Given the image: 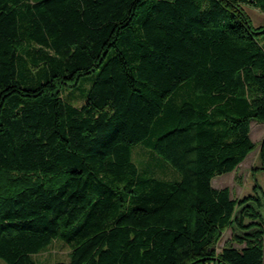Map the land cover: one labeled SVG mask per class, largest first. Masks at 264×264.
<instances>
[{
    "label": "trees",
    "instance_id": "trees-1",
    "mask_svg": "<svg viewBox=\"0 0 264 264\" xmlns=\"http://www.w3.org/2000/svg\"><path fill=\"white\" fill-rule=\"evenodd\" d=\"M244 6L264 13V0H0L6 264H41L56 239L69 251L54 264H264V190L212 185L264 122V24ZM138 143L179 177L140 171ZM259 152L264 169V137Z\"/></svg>",
    "mask_w": 264,
    "mask_h": 264
},
{
    "label": "rangeland",
    "instance_id": "rangeland-1",
    "mask_svg": "<svg viewBox=\"0 0 264 264\" xmlns=\"http://www.w3.org/2000/svg\"><path fill=\"white\" fill-rule=\"evenodd\" d=\"M244 10L248 14L251 22L254 26L264 24V13L251 6H244ZM260 43L264 46V34L258 37ZM90 76H85L81 79L80 84L74 89L71 94L74 96V100H71L75 105H80L82 99L78 97L82 88H87L90 84ZM72 89V88H71ZM69 90L64 91V96H70ZM250 137L257 144L256 148L251 150L247 156L240 163L239 169L230 171L223 174H218L212 179V185L214 187L227 186L231 190L233 197H241L251 193L254 184L258 183L264 190V169L259 168L262 165L260 157V144L264 137V122L252 121L250 123ZM151 151L138 143L132 148V158L138 165L139 170L143 171L148 169L156 176L165 177L166 179H176L179 177V173L163 158L157 154L149 156ZM230 234V230L224 231L221 241H224ZM69 248L63 244L62 241L54 240L50 247L35 255V259L41 264H54L56 261L68 260ZM0 264H6L3 259L0 258Z\"/></svg>",
    "mask_w": 264,
    "mask_h": 264
},
{
    "label": "crops",
    "instance_id": "crops-1",
    "mask_svg": "<svg viewBox=\"0 0 264 264\" xmlns=\"http://www.w3.org/2000/svg\"><path fill=\"white\" fill-rule=\"evenodd\" d=\"M239 167H240V164L237 166V168H236V169L238 170V169H239ZM234 171H235V170H234Z\"/></svg>",
    "mask_w": 264,
    "mask_h": 264
}]
</instances>
